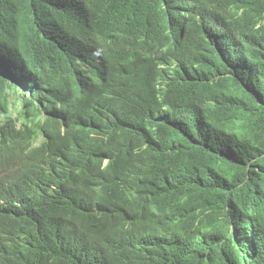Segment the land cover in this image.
Here are the masks:
<instances>
[{"label": "trees", "instance_id": "trees-1", "mask_svg": "<svg viewBox=\"0 0 264 264\" xmlns=\"http://www.w3.org/2000/svg\"><path fill=\"white\" fill-rule=\"evenodd\" d=\"M0 115V264H264V0H0Z\"/></svg>", "mask_w": 264, "mask_h": 264}, {"label": "clouds", "instance_id": "clouds-1", "mask_svg": "<svg viewBox=\"0 0 264 264\" xmlns=\"http://www.w3.org/2000/svg\"><path fill=\"white\" fill-rule=\"evenodd\" d=\"M21 91V88H20ZM26 96L29 94L28 92H25ZM4 117L2 115H0V124L3 122ZM20 125V121L17 122V126Z\"/></svg>", "mask_w": 264, "mask_h": 264}]
</instances>
